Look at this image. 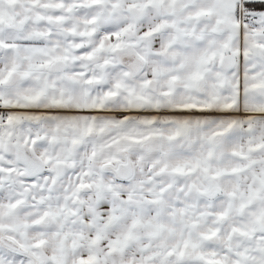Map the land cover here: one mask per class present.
<instances>
[{"label":"snow or ice","instance_id":"6c2138e0","mask_svg":"<svg viewBox=\"0 0 264 264\" xmlns=\"http://www.w3.org/2000/svg\"><path fill=\"white\" fill-rule=\"evenodd\" d=\"M0 264H264V0H0Z\"/></svg>","mask_w":264,"mask_h":264}]
</instances>
